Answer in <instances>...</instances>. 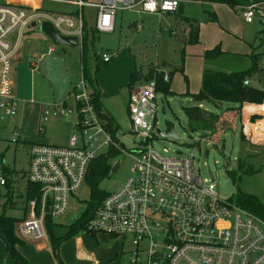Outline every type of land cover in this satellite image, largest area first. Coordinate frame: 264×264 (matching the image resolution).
<instances>
[{"label": "built area", "instance_id": "obj_1", "mask_svg": "<svg viewBox=\"0 0 264 264\" xmlns=\"http://www.w3.org/2000/svg\"><path fill=\"white\" fill-rule=\"evenodd\" d=\"M179 4L178 0L76 3L80 9H96L95 30L106 34L113 33L118 11H139L162 18L175 13ZM259 7L252 4L243 8L240 15L243 22L251 24L258 18L264 23ZM44 23L81 42V16L77 19L69 14L0 4L1 117L17 114L10 79L15 42L19 43ZM140 29V25L135 26L136 31ZM101 60L107 64L111 58L102 54ZM163 81L168 82L167 74ZM243 84L247 86L249 81ZM72 93L77 121L67 145L34 143L28 147L27 179L39 188L40 198L38 203L30 201L27 217L16 225V233L22 240L47 238L46 216L56 221L68 212L96 159L107 157L112 150L120 156L127 154L120 137L105 129L83 76ZM163 98L166 101L167 97L157 92L155 80L131 89L128 115L134 149L127 154L131 159L129 174L117 190L108 192L98 203L85 230L131 239L133 250L128 264H264V220L230 199H220L215 182L195 172L192 155L177 153L164 157L154 150L152 143L161 139L157 133V102ZM261 105L264 107V102ZM241 107L240 116L248 117L242 133L252 144L264 145L263 113L252 104ZM51 111L65 117L72 112L60 105L52 110L44 108V116ZM0 185H4V180Z\"/></svg>", "mask_w": 264, "mask_h": 264}, {"label": "rangeland", "instance_id": "obj_2", "mask_svg": "<svg viewBox=\"0 0 264 264\" xmlns=\"http://www.w3.org/2000/svg\"><path fill=\"white\" fill-rule=\"evenodd\" d=\"M181 5L185 17L198 20L201 24H204L207 17L204 10L215 11L218 25H202L206 26L203 33L207 38L196 45L184 46V34L180 25H167L165 20L153 14L137 15L135 12L118 11L114 32L97 34L94 51L92 52V47L89 48L93 84L95 76L102 72V77L107 83L119 86L116 84L121 82V79H115L120 78L123 68L127 67L132 68L131 72L135 69L142 74H148L150 69H159L168 74L173 68H182L183 72H176L171 80L170 88L174 95L167 96L166 101L164 98L158 100L156 114L157 129L164 132L165 121L170 122L174 124L178 138L156 140L152 143L154 150L164 157H172L177 153L192 155L195 172L203 179L215 182L220 199L232 198L239 191L255 197L264 205V145L247 141L241 127L236 126L234 121L229 123V116L233 114L226 110L227 107L223 108L226 104L221 110H217L212 104H201L206 125L194 132L189 129L183 112L185 107L198 106L184 95L187 92H199L204 69L225 73L245 71L252 65L250 55L259 56L256 67H260L264 60L261 56L264 52V23L255 18L252 24H244L240 19L242 9L233 11L223 5H202L198 2H184ZM258 9L264 15V5ZM135 21L141 22V30L138 32L131 26ZM170 31H175L176 36L170 34ZM33 45L34 49L42 46V51L37 56L46 54L48 48H44L45 43L42 40L38 39ZM50 46L55 52L44 56L38 72L26 70V83H29L28 76L32 74L37 91L34 101L50 108L60 106L66 101L71 114L65 118L48 116L46 120L41 115L40 124L35 123L27 113L23 116V110L17 106L15 117L0 116V181L4 176L13 181L15 195L12 202L18 205L21 200L17 198V194L25 186L23 175L27 172V150L23 141L67 145L77 121L72 91L82 78L79 60L81 47L55 46L53 43ZM217 46L221 52L219 58L206 60V51ZM103 53L113 57L110 71H107L110 66H106L101 60ZM197 61L200 62V67H197ZM97 66L99 70L95 72ZM10 79L13 89V68ZM258 79L256 76L252 77L249 85L264 91V82ZM128 83L129 76L124 87L116 88V95L107 97L106 93L107 98L102 104L115 120L118 128L116 136L120 137V143L130 155L134 143L128 115ZM89 90L91 91L90 86ZM25 92L27 93V89ZM127 154L120 156L115 162L112 159L107 161V164L112 166L117 162L120 165L114 173L109 172L100 182L98 190L114 192L123 184L131 167V159ZM5 169H9L10 174L4 173ZM228 172H235L234 180ZM5 193L6 187L0 185V213L7 202ZM89 197L90 189L84 185L71 200L68 212L56 222L68 224L74 221ZM6 210L9 215L20 217L19 210ZM17 249L30 264H128L133 246L129 238L123 240L105 233L81 232L63 242L56 257L50 242L48 241L47 245L45 240H26L25 244ZM7 258L13 263L9 256Z\"/></svg>", "mask_w": 264, "mask_h": 264}, {"label": "trees", "instance_id": "obj_3", "mask_svg": "<svg viewBox=\"0 0 264 264\" xmlns=\"http://www.w3.org/2000/svg\"><path fill=\"white\" fill-rule=\"evenodd\" d=\"M180 1L179 7L177 9L176 15L180 18L181 22L186 23L189 28V33L187 39L184 41V46L186 45H196L199 43V22L194 19H188L182 15V5L184 2H198L200 4H216L223 5L230 8L233 11L238 9L246 8L252 4L264 5V0H178ZM207 15V22H216L217 17L213 12L204 10ZM71 15V14H69ZM86 29L84 24L82 25V39H81V71L83 78L89 84L93 96V103L100 115L102 121L104 122L105 129L114 136L117 131V125L113 122L112 118L107 115L100 102L99 90L93 86L92 75L90 73L89 64V48L92 47V52L94 43L96 41V30L92 32V39L89 41L87 39ZM221 55L220 48L217 46L215 49L206 51L205 59L208 61L216 60ZM183 56V53H182ZM264 57V52L261 54ZM96 57L98 55L96 53ZM252 65L245 71L225 73L214 71L210 69H204L201 77V88L197 94H189L188 92L184 95L186 98L191 99L198 105L203 103L212 104L217 110H221L224 104H231L242 106L244 104L261 105L264 102V91L254 89L250 85L245 86L244 81H249L252 77L258 75V77L263 78L264 70L257 65L258 55H250ZM99 68L95 69L98 72ZM183 72L182 68H173L170 73L167 74L168 82L163 81L164 72L159 69H150L148 74H142L139 71H135L129 77L128 88L132 89L136 85L147 83L151 80L156 82V90L158 93L163 94L165 97L174 95L170 90V84L173 75L176 72ZM262 74V76H260ZM95 80V79H94ZM261 80V79H260ZM239 107H227L226 110L232 112L233 116H229V123H232L239 114ZM184 115L187 119V124L189 129L194 132L199 128H204L206 125V120L203 116V110L199 106L185 107L183 108ZM233 117V118H232ZM215 118H217L215 116ZM214 118V119H215ZM232 118V119H231ZM216 120V119H215ZM120 157L118 151H110L108 156H100L94 164L92 169L86 179L85 185L90 189V197L87 201L83 203L84 207L80 211L76 219L68 224H59L58 222L52 220L50 217L45 218V231L47 234V239L53 249L54 256H57V250L60 245L71 237L81 233L87 232L85 230L86 223L91 216L92 211L98 205V203L108 195L107 192L98 190V185L102 180H104L108 173L111 172L112 164H107V161L117 160ZM5 173V172H4ZM235 172H228L230 178L234 180ZM4 176V175H3ZM6 179V176L4 177ZM4 179V184L7 183ZM7 180V179H6ZM10 195V196H9ZM6 204H4V210L0 213V238L5 244L6 252L14 264H30L25 257H23L19 251L18 247L23 246L25 241L19 239L16 235V225L23 221L27 216V208L30 201L35 200L39 202L40 194L39 188L36 185L27 182L24 192L22 193V206L19 208L15 207L12 202L11 191L8 195ZM232 203H235L239 207L253 213L257 217L264 220V205H262L255 197L243 194L238 191V193L229 198ZM38 206V205H37ZM9 210H21L23 214L21 217H14L9 215L6 209ZM94 234V233H92ZM61 264V263H60Z\"/></svg>", "mask_w": 264, "mask_h": 264}, {"label": "crops", "instance_id": "obj_4", "mask_svg": "<svg viewBox=\"0 0 264 264\" xmlns=\"http://www.w3.org/2000/svg\"><path fill=\"white\" fill-rule=\"evenodd\" d=\"M84 1L98 3V2H96V0H84ZM77 2H78V0H0V4H9V5L21 6V7L28 9L29 11H32V10L42 11V12L51 13V14H71V15L75 16V18H77V19L80 18V16H81L82 24H84V28L86 29V32L84 34H86L87 39L90 41L92 39V36H93L92 32L95 30L94 25H95V18H96V9L87 8V7L80 9L76 5ZM210 5L215 6L216 4H210ZM128 12H135L137 15L143 14L139 11H128ZM176 12L172 13V14H166L162 18H159V19L165 20L166 24L170 25V26L180 25V28L184 34V40H183V43H184V41L187 39V36L189 33V28H188L186 23L181 22L180 18H178V16L176 15ZM213 13L216 15L215 11ZM182 15H183V9H182ZM183 17H185V16L183 15ZM185 18H187V17H185ZM240 19L242 20L241 17H240ZM242 22H243V20H242ZM90 23L92 25H90ZM140 23L141 22H139V21H135L131 26L135 28L136 25L141 26ZM244 24H246V23H244ZM202 25L213 26V25H218V24L216 22L215 23H207L206 20H204V24L199 23V42H202L201 40H203L204 38L205 39L207 38V36L203 33V28H206V26H202ZM224 25H226V24H224ZM247 25H249V24H247ZM115 26H116V19H115ZM115 26H114V30H115ZM170 34H172L173 36H176L175 31H170ZM71 37H74V36H71ZM38 39L42 40L45 43L44 48H48L46 50L47 51L46 54L40 55V56H37V55L42 51V46L39 45L38 49H34L35 45H33L34 43L37 42ZM50 42L52 43V41L47 36L45 37V34L39 32V29H34L33 31H30L26 35V37L24 39H22L19 43L15 42V50H14L13 58L11 61L12 62V68H13V77H14L13 93H14V96L16 97V100H17V106H18V108L19 107L21 108V111L23 110V113H22L23 116L26 115V113H27V114H29L30 118L35 121V123L39 122L40 124H41V115L43 117H45V120L48 116L55 117V116H60V115H54L53 112L51 111L49 115L44 116L43 110H44V108H47V107L40 104L41 102H35L34 101V99H35L34 97L37 96V91L34 88L33 75L29 74V76H28L29 77V83L27 84L26 83V74H27L26 70L30 69L31 71L38 72L39 64H41L42 61L44 60V58H45L44 56L50 55V54L55 52L54 48L50 46V44H51ZM13 43H14V40H13ZM77 46L81 47V42H79ZM186 46H190V45H186ZM38 50H39V52H37ZM97 54H99V52H97ZM103 54H105V53H103ZM122 54L123 53H121V55ZM110 58H111V60L109 63L105 64L106 66H110V63H111L113 57L110 56ZM262 58L264 59V57H262ZM79 60H81V48H80ZM99 60H100V58H99ZM128 61H130V60H128ZM196 64H197V67H200L199 61H197ZM80 66H81V61H80ZM260 68L262 70H264V60L261 63ZM111 69H112V66H110L107 71H110ZM131 71H132V68H129V67L123 68V71L121 73L120 78L115 79V81L121 79V82H119L116 85H119L120 87H124L128 82V76L130 77V75L132 73H134L136 70L134 69L133 72H131ZM262 73L264 74V72H262ZM258 75H256V77H258ZM260 76H262V74ZM258 78H259L258 79L259 81L264 82V75H263V78H260V77H258ZM93 86H95L99 90L100 102H101V105H102L104 112L112 118L114 123H116L115 120L113 119V117L110 115V113L107 111V109L103 106L102 103H103V101H105V99L107 97H109L111 95H116L117 94L116 88L119 86H114V84H112V83H107V81H105L102 77V72L95 76V84H93ZM136 86H138V85H136ZM26 89H27V93L25 92ZM170 90H171V88H170ZM130 91H131V89H129V91H128V97H129ZM106 93H107V97H106ZM127 100H128V98H127ZM39 101H41V100H39ZM65 102L62 104L63 108L70 109L69 105L66 104L67 102L66 103ZM198 106L201 107V104ZM255 106L257 107V109L261 110V113H263L262 115L264 116V107L262 105H255ZM224 107L225 108L226 107H236L237 108L239 106L226 104L223 106V108ZM50 109L52 110V108H50ZM241 109H242V107L240 106L239 107V114H238L239 118L237 117L234 120V123L236 126H240L242 128L243 124L246 123L248 117L242 118V116H240V113H241L240 110ZM60 117L65 118V116H60ZM236 122L238 124H236ZM262 131H264V129ZM34 143H37V142H32V141L30 142V141H26V140L23 141V145L25 146V148L27 150V172H28V167H29L28 147L30 144H34ZM41 144H45V143H41ZM51 145H53V144H51ZM57 146H60V145H57ZM4 172H6V174H10L9 169H5ZM27 172L24 173V175H23V177L25 179V186L17 194V198H19V200H21V203L19 205L17 203L15 204V207H17V208H19V206H22V193L24 192L26 184L28 182ZM4 177H3V180L5 179ZM6 179H5V181H7V183L4 185H1L3 187H6V193L4 194V198L6 195H8L9 191H11V197L13 198L15 195V189H14L13 181L9 180L7 178V176H6ZM16 210H18V209H16ZM28 210H29V207L27 208V211ZM19 211L21 212V214H20V217H21L23 214V211H21V210H19ZM16 235H17V233H16ZM17 237H18V235H17ZM18 238L21 239L20 237H18ZM44 240L46 241V243L48 245V239L46 238ZM24 241L26 242V240H24ZM31 241H33V240H31ZM8 256L9 255L6 252L5 244L2 241V239L0 238V263L1 264H14V263H11V261H9V259L7 258Z\"/></svg>", "mask_w": 264, "mask_h": 264}, {"label": "water", "instance_id": "obj_5", "mask_svg": "<svg viewBox=\"0 0 264 264\" xmlns=\"http://www.w3.org/2000/svg\"><path fill=\"white\" fill-rule=\"evenodd\" d=\"M31 26L34 27L35 26L34 23H32ZM39 32L45 34V36H47L55 46L76 47L79 43L78 38L71 36H63L59 34L50 24H46V23L42 24L41 28L39 29ZM164 126H165V131L162 132L158 130L157 131L158 135L164 139L171 138L173 140H177L178 137L175 132L174 124L165 121ZM119 165L120 163L117 162L112 166L111 174L118 169Z\"/></svg>", "mask_w": 264, "mask_h": 264}]
</instances>
